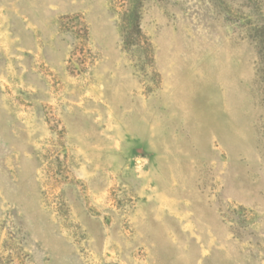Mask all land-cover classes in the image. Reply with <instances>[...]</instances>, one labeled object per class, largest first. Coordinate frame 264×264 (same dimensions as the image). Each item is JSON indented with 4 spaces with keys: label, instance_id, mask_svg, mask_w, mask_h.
I'll list each match as a JSON object with an SVG mask.
<instances>
[{
    "label": "rangeland",
    "instance_id": "1",
    "mask_svg": "<svg viewBox=\"0 0 264 264\" xmlns=\"http://www.w3.org/2000/svg\"><path fill=\"white\" fill-rule=\"evenodd\" d=\"M0 0V264H264V0Z\"/></svg>",
    "mask_w": 264,
    "mask_h": 264
},
{
    "label": "trees",
    "instance_id": "2",
    "mask_svg": "<svg viewBox=\"0 0 264 264\" xmlns=\"http://www.w3.org/2000/svg\"><path fill=\"white\" fill-rule=\"evenodd\" d=\"M140 3L137 0H130L129 6L125 11V16L130 24V39L127 43H132L141 37V28L139 24ZM253 39L257 44V62L260 82L264 84V26H256L252 30Z\"/></svg>",
    "mask_w": 264,
    "mask_h": 264
}]
</instances>
